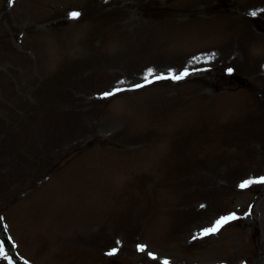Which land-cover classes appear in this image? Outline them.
Masks as SVG:
<instances>
[{
  "label": "rangeland",
  "instance_id": "374dc122",
  "mask_svg": "<svg viewBox=\"0 0 264 264\" xmlns=\"http://www.w3.org/2000/svg\"><path fill=\"white\" fill-rule=\"evenodd\" d=\"M263 89L264 0H0V221L32 264H264Z\"/></svg>",
  "mask_w": 264,
  "mask_h": 264
},
{
  "label": "snow or ice",
  "instance_id": "6c2138e0",
  "mask_svg": "<svg viewBox=\"0 0 264 264\" xmlns=\"http://www.w3.org/2000/svg\"><path fill=\"white\" fill-rule=\"evenodd\" d=\"M10 2H11V0H10ZM81 15L82 14L80 12L73 11V12H71L69 14V17H70V19L75 20V19H78ZM252 15H256V13H252ZM211 58H212L211 56H208L205 59H211ZM195 59H199V57H197ZM231 71L232 70L229 69V72H231ZM189 74L190 73H189V71L187 69H185L184 71L180 72L179 74H175V73H173L171 71H169L166 75H164V74H154V70L149 68L146 71V74L144 76V84H136L133 87L135 89L143 88V87H145V85L152 84L154 81H160V80L180 81V80H183ZM119 84L123 85L124 81H120ZM122 91H125V89L123 87H119L118 86V87H115L113 89V91L104 93L103 96L104 97H111V96H114V95H116V94H118V93H120ZM252 183L264 184V177H261L258 180L245 181V182L240 184V187L242 189H244V188L249 187V185L252 184ZM202 207H203V205H202ZM0 219H2V218H0ZM237 219H238V217L235 215V213L227 215V216H222L218 220L215 221V223L213 224L212 227L203 229L199 233V236L200 237H206V236L215 234V233L219 232L221 230V228H223L229 222L237 220ZM196 238H198V237H196V236L193 237V239H196ZM137 250L143 252L144 251V246H138ZM117 251H118V249L114 248L108 253V255H110V256L111 255H115L117 253ZM149 255L152 256L153 259H155V257L151 253H149ZM4 256H6L5 248H4L3 244H0V257H4ZM8 259H9V264H11V258L8 257ZM25 264H28V262L26 261ZM162 264H169V261L164 260L162 262Z\"/></svg>",
  "mask_w": 264,
  "mask_h": 264
}]
</instances>
